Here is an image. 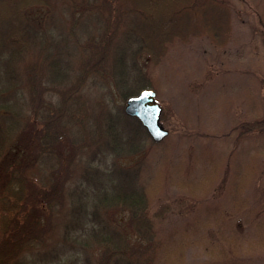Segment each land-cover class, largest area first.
<instances>
[{
    "label": "trees",
    "instance_id": "trees-1",
    "mask_svg": "<svg viewBox=\"0 0 264 264\" xmlns=\"http://www.w3.org/2000/svg\"><path fill=\"white\" fill-rule=\"evenodd\" d=\"M58 10L68 25L53 35ZM233 12L232 0H0V264H183L189 249L199 264H250L264 249V195L255 207L245 192L254 157L229 181L209 151L169 162L170 135L153 141L111 96L157 89L176 44H226ZM254 114L237 137L264 130ZM169 186L189 216L164 227L155 202ZM53 238L78 248L61 259ZM28 252L33 262L18 259Z\"/></svg>",
    "mask_w": 264,
    "mask_h": 264
},
{
    "label": "rangeland",
    "instance_id": "rangeland-1",
    "mask_svg": "<svg viewBox=\"0 0 264 264\" xmlns=\"http://www.w3.org/2000/svg\"><path fill=\"white\" fill-rule=\"evenodd\" d=\"M232 2L233 29L227 43L216 45L205 35H198L176 44L157 67L155 77L158 88L153 89L156 92L155 101L161 107L160 123L169 130L167 144L171 151L168 161L176 162L180 157L209 151L218 158L219 173L224 174L225 171L229 181L235 175L234 162H239L237 164L241 166L243 161L253 156L256 173L245 192L250 204L258 207L264 199L261 185H264V130H253L239 137L237 134L243 129L241 123L244 120L256 117L254 111L258 108L261 110L259 115L264 116V43L260 31L255 28L258 18L253 12L256 9L259 11L264 0ZM63 13L58 10L56 18L50 21L53 35L66 32L67 15ZM35 16L37 19L41 16L39 11ZM66 45L64 42V48ZM63 53L64 49L59 55L65 68L67 60ZM9 55L10 52L6 51L0 58L8 59ZM26 59H15L13 74L19 77L22 62ZM90 91L100 93L96 88ZM111 96L112 102L122 103L124 109L125 100L122 101L117 93ZM17 108H21V102ZM24 109L25 104L21 110ZM153 161L156 162V158ZM169 189L162 192L155 202V209L161 213L156 217L164 227L169 225L170 219L178 223L189 216L184 207L186 197L179 198L180 188L169 186ZM225 191L219 189L216 198H223ZM1 214L0 227L4 222ZM59 239H51L57 247V255L61 259L70 257V253L78 247L71 248L64 242L60 243ZM192 253L191 249L187 251L183 264H199L201 258ZM82 257L77 255L78 259ZM18 259L33 262L29 252ZM246 260L250 264H264V249L256 251ZM19 262L16 260L17 264Z\"/></svg>",
    "mask_w": 264,
    "mask_h": 264
},
{
    "label": "water",
    "instance_id": "water-1",
    "mask_svg": "<svg viewBox=\"0 0 264 264\" xmlns=\"http://www.w3.org/2000/svg\"><path fill=\"white\" fill-rule=\"evenodd\" d=\"M156 92L151 87L141 89L138 93L125 99L124 112L135 116L144 126L153 141H159L168 134L159 121L160 105L155 101Z\"/></svg>",
    "mask_w": 264,
    "mask_h": 264
}]
</instances>
